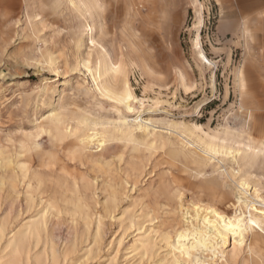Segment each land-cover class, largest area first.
<instances>
[{
  "label": "rangeland",
  "instance_id": "1",
  "mask_svg": "<svg viewBox=\"0 0 264 264\" xmlns=\"http://www.w3.org/2000/svg\"><path fill=\"white\" fill-rule=\"evenodd\" d=\"M100 2L95 36L126 68L109 87L130 88L132 112L97 91L79 63L94 53L80 43L79 10L67 0H0V228L8 236L39 219L22 245L28 264H166L162 237L180 225L179 194L188 205L237 204L226 157L203 158L173 128L199 138L225 127L264 133V0ZM139 113L151 134L120 133L121 117L132 129ZM87 128L105 132L102 150L79 142ZM253 159L264 184V154Z\"/></svg>",
  "mask_w": 264,
  "mask_h": 264
},
{
  "label": "bare ground",
  "instance_id": "2",
  "mask_svg": "<svg viewBox=\"0 0 264 264\" xmlns=\"http://www.w3.org/2000/svg\"><path fill=\"white\" fill-rule=\"evenodd\" d=\"M67 1L80 12L81 18L78 24L81 34L80 43H88L94 51L93 55L90 53L85 54L79 62L89 76L93 87L101 94L112 98L113 101L122 103L126 110L132 112L131 101L136 100V98L130 88L125 85L119 91L109 87L110 80L108 78H116L123 73L126 69L124 63L121 58H117L115 55L112 56V53L110 54L105 48L100 37L95 36V32H101L102 29L100 16L103 5L100 0ZM111 1L115 4H121L125 9L130 8L131 4L135 2V0ZM30 16L35 17L37 20L40 13ZM30 16L28 15V17ZM195 39L199 60H204L209 64V59L200 47L198 34ZM120 55L122 54L120 53ZM129 61L133 62L131 59ZM242 76V70L239 68L236 77L238 82H242ZM137 102L142 105L140 99ZM121 118L125 126L118 128L120 133L132 135V130H140L144 135L149 136L151 134L148 122L140 117V113L132 119V121H136L132 129V126L128 125V120ZM50 119L58 121L56 114H51ZM38 129L40 134H50L53 131V128L43 125H40ZM173 129L178 132H176L177 138L182 144L193 149L203 158L209 160L216 158L217 155L226 157L228 169L224 168L223 172L224 176L233 181L237 187L235 198L237 204L233 206L232 212L199 200L188 205L184 202V192L179 194L177 207L180 214V225L174 231V235L162 237L170 255L165 261L166 264H210L214 257L216 260V256L226 264H264V184L260 181L261 179L253 174L254 172H251L255 163L253 158L260 153L264 154V133L257 139L251 131L240 130L234 132L229 127H225L221 131L213 133L212 136L199 138L184 130ZM68 131H70V128H68ZM105 141V132L95 128H87L79 135L80 143L89 148L91 145H95L97 151L102 150ZM19 169L25 171L21 166ZM25 183H28V181ZM155 218L154 216L151 220L154 221ZM38 220L37 218V220L24 222L16 231L12 232L10 230L8 236L4 235L3 230L0 228V238L5 237L2 247L4 253H0V264H28L32 261L29 251H25L22 245L23 241L27 240L38 229L40 224ZM151 231L157 233L154 227L151 228ZM133 242L135 249L142 247L144 251L147 250L146 239L136 238ZM208 253L209 256L206 255Z\"/></svg>",
  "mask_w": 264,
  "mask_h": 264
}]
</instances>
